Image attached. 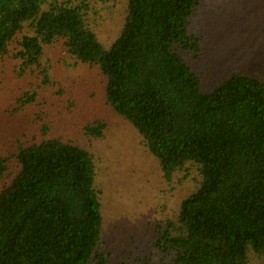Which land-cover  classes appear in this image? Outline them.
I'll use <instances>...</instances> for the list:
<instances>
[{"label": "trees", "instance_id": "16d2710c", "mask_svg": "<svg viewBox=\"0 0 264 264\" xmlns=\"http://www.w3.org/2000/svg\"><path fill=\"white\" fill-rule=\"evenodd\" d=\"M122 1L116 37L105 46L84 0H0V62L32 75L18 111L40 106L39 87L54 78L51 50L61 46L95 71L103 105L140 137L166 185L196 170L175 217L155 225L160 264H264V80L233 70L203 86L192 66L201 38L190 32L202 0ZM46 115L42 108L35 117ZM106 128L98 119L83 132L99 139ZM50 129L41 123L39 135L0 155V264H115L101 248L94 157L49 137Z\"/></svg>", "mask_w": 264, "mask_h": 264}, {"label": "rangeland", "instance_id": "374dc122", "mask_svg": "<svg viewBox=\"0 0 264 264\" xmlns=\"http://www.w3.org/2000/svg\"><path fill=\"white\" fill-rule=\"evenodd\" d=\"M84 1L89 27L105 46L110 45L123 16V1ZM190 32L201 38V55L192 66L203 74L206 89L233 70L255 73L264 80V0H202ZM51 57L54 78L40 85V106L22 111L16 99L19 90L31 82V71L19 77L10 62H0V155H10L16 140H31L40 134L41 123H50L49 137L78 143L94 157L103 192L102 251L115 264H133L138 257L150 258L155 264L165 262L153 247L155 225L175 217L181 199L195 189V168L177 173L172 185H166L140 137L103 105L95 71L69 58L61 46L51 50ZM42 108L47 115L39 121L35 114ZM98 119L107 128L96 139L83 129Z\"/></svg>", "mask_w": 264, "mask_h": 264}]
</instances>
